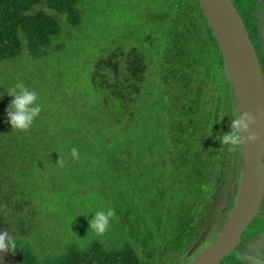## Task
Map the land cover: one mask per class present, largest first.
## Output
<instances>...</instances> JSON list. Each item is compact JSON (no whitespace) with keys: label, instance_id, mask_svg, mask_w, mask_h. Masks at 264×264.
I'll list each match as a JSON object with an SVG mask.
<instances>
[{"label":"rangeland","instance_id":"374dc122","mask_svg":"<svg viewBox=\"0 0 264 264\" xmlns=\"http://www.w3.org/2000/svg\"><path fill=\"white\" fill-rule=\"evenodd\" d=\"M80 7L82 10H87V13L82 22L76 26L68 22L67 16L47 11L46 5L35 7V11H45L51 14L60 26L61 33L52 40L51 46L46 50L47 56L33 59L21 53L19 61L11 60L0 63V169H7V172H0V179L6 188H9V183H11L14 188L24 192L31 201L37 197L36 194H42L44 204L41 203L39 206L35 204L34 207L41 217L36 216L32 222L27 224L31 226L29 242L32 245L36 244L37 253L47 254L46 257L53 262L58 254L65 252L66 245L70 243L72 237V240L81 248L93 240L103 243L106 248L120 246L123 243L108 246L105 241L115 244L116 240L119 242L125 238L128 239L129 233L134 228L129 213L139 208L145 214L152 211L154 219L165 222L167 226L172 225V214L175 215L174 235L184 237L186 241L184 244V241H178V238L174 240L173 252L182 255L177 258L172 250L162 251V246L157 241V245L149 252L154 255L153 261L159 259L163 252L164 259L160 264H168L175 258L177 260L174 264H186L187 256L190 258L197 249L206 248L213 239L211 234L214 226L207 235L205 224L201 225L200 235L196 238L193 248H188L186 254L184 252L195 235V222L204 221L205 206L207 201L210 202L215 181L209 175L208 166L203 160L200 164L187 155L170 154L167 157L166 154L162 155L160 151H157V145L162 143L164 130L161 120L155 121L158 126L156 128H146L147 125L152 124L148 118H145L142 124L127 127L128 134L132 136L135 135L132 132L137 133L142 129V140L112 144L104 148L95 142L81 144L87 148H96L97 151L92 155L82 157L72 173L79 175L82 180L86 179L81 184L93 188L94 198H91L90 193H85L83 197L88 200L80 201L76 198V194L65 196L56 194L58 191L52 192L53 189L61 187L60 185L66 186L62 181L67 174L64 164L67 158L65 148L76 145L66 139L62 124L77 123L73 114L76 112L75 108L79 106V98L89 104L91 98H97L102 94L100 89L93 87L90 78L94 67L109 58L112 62L110 65L117 68V58L114 59L110 54L108 55V52L112 53L118 48L117 45L116 48L112 45L115 31H138L140 34L144 29L138 27L139 20L144 17L148 20L146 31H152L150 37L152 39L153 36L158 37L162 30L160 27L153 26V19L166 10L164 0H85ZM182 22L181 18L174 17L163 24L168 29L173 26L184 28ZM187 23L193 25L192 14L190 19L187 18ZM121 39H124V35ZM188 39L191 40V38ZM59 49L61 50L56 52ZM150 49V45L145 42L144 46H139L138 51L142 55L144 52V57H146ZM172 63L175 62L165 63V70H168ZM178 65L187 68L183 61L176 62L173 68H178ZM142 66L146 68L144 63ZM195 73L197 72L191 73V80L187 82L189 87H194L195 79L200 80L199 77L193 78ZM17 82H23L25 86L35 90L42 106L40 115L29 129L31 134L29 133L26 138H24L25 135L22 136V133L11 129L6 117V108L12 99L6 93ZM168 82L169 85L176 86L180 83V79L168 77ZM105 95L104 90L103 97ZM184 100L187 101V99ZM104 116H97L93 119L99 121ZM104 119L103 125L91 121H88L89 123L80 121V124L93 129V133L97 131L108 133L106 125L113 124L114 120L109 116ZM139 125L143 128L138 127ZM136 127L137 130H133ZM34 131L37 132L34 133ZM173 135L179 145L178 139H183L181 132L177 130ZM53 136L55 139L52 138ZM171 139L169 137V140ZM24 144L29 148L28 158L19 157L21 150H24L22 148ZM112 147H117L119 150H112ZM52 155L57 156L55 168H52ZM106 155H108L107 158ZM177 158L180 159V165L176 164ZM236 161L233 164L235 173L231 168L233 161H229L228 164L227 184L229 180L232 186L240 180L241 158L239 155ZM194 167L200 169L201 176L198 179L191 178V175H194ZM53 173L57 177L60 176L61 180L54 183L52 188L50 178ZM139 177L142 178L140 183L137 182ZM130 182H137V186H134L129 197H126L125 189ZM142 186L150 188L151 192H145ZM227 187L226 185V189L220 192L216 202L212 204L213 210L220 204L221 199H225ZM114 198H119L128 208L124 207L121 212H117ZM102 207L112 208L116 215L109 231L102 236H97L89 230L88 221L91 219L90 214ZM169 210L171 212L168 214ZM262 213V218H256V224L260 226L264 225V205ZM66 220L68 222L64 223ZM189 220L191 222L184 226L183 222L187 223ZM222 223L221 220L219 228ZM6 230L13 235L17 234L11 229L0 227V231ZM247 231L251 229L248 227L244 234ZM253 231L257 232L256 229ZM18 236L20 234L15 237ZM249 236L250 234H246L245 239ZM142 257L149 261V254L144 253ZM179 258L184 259L181 261Z\"/></svg>","mask_w":264,"mask_h":264},{"label":"trees","instance_id":"16d2710c","mask_svg":"<svg viewBox=\"0 0 264 264\" xmlns=\"http://www.w3.org/2000/svg\"><path fill=\"white\" fill-rule=\"evenodd\" d=\"M84 2L85 0H0V63L11 60L19 61L21 53L33 59L47 56L46 50L51 46L52 40L61 33L60 26L51 14L45 11H35V7H43L45 3L47 11L67 16L68 22L76 26L82 22L87 13V10H82L80 7ZM164 4L166 10L153 19V26L160 27L162 30L158 37L153 36V39L150 37L152 31H146L148 20L144 17L139 20L138 27L144 29L140 34L138 31H115L112 45L115 48L117 45L118 48L112 53L108 52V55L110 54L114 59L117 58V68L110 65L112 62L109 58L94 67L90 78L93 87L100 89L102 94L97 98H91L89 104L79 98V106L75 108L76 112L73 114L77 123L62 124L66 139L76 145L65 148L67 158L64 164L67 174L62 181L66 186L60 185L61 187L53 189L52 192L58 191L56 194L65 196L76 194V198L80 201L88 200L83 197L85 193H90L91 198H94L93 188L81 184L86 179L82 180L79 175L72 173L82 157L92 155L97 151L96 148H87L81 144L95 142L104 148L112 144L142 140V129L137 133L132 132L135 134L132 136L128 134L127 127L142 124L145 118L152 122L146 126L148 129L158 127L155 121L161 120L162 122L164 127L162 143L157 145V151H160L162 155L166 154L167 157L170 154L187 155L200 164L202 160L205 162L209 175L215 181L211 195L215 196L216 193L219 195L220 191L226 187L229 177V161H233L231 168L235 173L233 164L238 161H236L238 155L241 158V143L226 145L218 140L220 134L233 131L231 125L237 118V113L231 84L214 35L197 0H164ZM191 14L194 26L187 23V18L190 19ZM174 17L181 18L182 25L185 27L173 26L168 29L164 26L165 21L172 20ZM246 20L252 23L251 20ZM123 35L124 39H121ZM145 42L151 47L146 57H144V52L142 55L138 51L139 46H144ZM169 61L175 63L183 61L187 68L178 65V68L174 69L175 63H172L168 70H165L164 64ZM142 63L146 65V68H143ZM194 72L197 73L193 78L199 77L200 80L195 79L194 87H189L187 82L191 80V73ZM168 77H177L180 83L171 86L168 84ZM104 90L106 95L103 97ZM101 115H105L104 118L109 116L114 120L113 124L106 125L108 133H105L106 131L93 133V129L80 124V121L85 123L91 121L103 125L104 118L99 121L93 119ZM138 127L143 128L141 125ZM134 129L137 130V127ZM177 130L183 137L182 141L178 139L179 145L173 135ZM20 133L26 138L29 133L31 134V130ZM169 137L172 139L169 140ZM52 138L55 139L54 136ZM73 147L79 150V159L72 158L71 149ZM22 148L24 150H21L19 157L28 158L29 148L25 144ZM111 149L119 150L117 147ZM56 158V155L51 157L52 168H55ZM179 160V158L176 159V164ZM194 169V175H191V178L198 179L201 176L200 169L198 167ZM0 172H7V169L2 168ZM60 180V176L57 177L53 173L50 178L51 187L53 188L54 183ZM141 181L142 178L139 177L137 182ZM137 182L127 184L126 197H129V193L134 186H137ZM9 184L10 187L6 188L0 179V227L19 231L20 236L17 240L23 248L21 251L23 261H27V264H160L164 259L163 252H161V257L155 261H153V253H149L157 245V241L162 246V251L172 250V252L176 238L178 241H184V237L174 235L175 215L172 214V225L167 226L165 222L154 219L152 211L145 214L142 209L138 208L129 213L134 226L133 231L129 233V238L119 242L116 240L115 244L105 241L108 246L123 243L120 246L106 248L103 243L93 240L81 248L72 240V237L70 243L66 245L65 252L58 254L55 262L46 258L40 261L33 252L36 244L32 245L29 242L31 226L27 224L39 216L38 210L34 209L35 204L39 206L41 203L44 204L45 200L41 198L42 194H36L37 197L31 201L24 192L14 188L11 183ZM142 189L147 193L151 192L150 188L142 186ZM113 201H116L115 210L117 212H121L124 207L128 208L119 198H114ZM170 212L169 210L167 213ZM66 222L68 220L64 221ZM190 222L189 220L183 224L187 226ZM256 223L255 219L249 229L251 231L256 229L261 234L264 228L260 229ZM168 236L172 237L168 238ZM197 236L198 232L186 246L185 254L188 248L193 247ZM203 249H197L190 258L187 256L185 263H190ZM141 253L142 255L149 254L151 259L144 260ZM173 254L176 258L182 256L174 252ZM176 258L168 264H174ZM179 259L182 261L184 258ZM224 261L235 263L234 261L237 260L235 254L232 253Z\"/></svg>","mask_w":264,"mask_h":264},{"label":"water","instance_id":"95a60500","mask_svg":"<svg viewBox=\"0 0 264 264\" xmlns=\"http://www.w3.org/2000/svg\"><path fill=\"white\" fill-rule=\"evenodd\" d=\"M214 35L231 84L237 118L256 117L250 132L260 139L241 141V173L233 209L217 237L188 264H220L239 245L264 198V79L245 25L231 0H197ZM254 264H263L244 257Z\"/></svg>","mask_w":264,"mask_h":264},{"label":"flooded vegetation","instance_id":"af4514ba","mask_svg":"<svg viewBox=\"0 0 264 264\" xmlns=\"http://www.w3.org/2000/svg\"><path fill=\"white\" fill-rule=\"evenodd\" d=\"M231 1L233 5L235 6L238 14L240 15L245 25L246 31L249 35V38L251 40V43L257 55V59L259 61L263 79H264V0H231ZM246 19L251 20L252 23H250ZM226 185L228 187H227V195L225 199L224 200L221 199L220 204L217 205L215 209L213 210L212 204L216 202L218 198V193L214 194L215 196L212 195L211 201L210 202L207 201L206 206H205L206 211L204 212L205 214L204 222L203 223L199 221L195 222L196 231L198 232V236L200 235L199 231L201 230L200 228L201 225L205 224L206 229H207L206 230L207 235L210 232L212 226H214L213 233L211 234L213 236V239L211 240V242L216 238L221 228L224 226L226 220L228 219L233 209V206L237 198L239 183H235L232 186V182L228 180V184L226 183ZM225 189L226 187L223 190ZM263 205H264V198H263L261 207L255 219L258 217H261V218L263 217V213H262ZM221 220L223 221V223H222L221 228H219ZM258 226L260 227V229L264 228V225H261V226L258 225ZM12 230L17 233L14 236H17L18 231L14 229ZM244 233L242 235L239 245L232 252L235 254V259L237 261H234L235 263H229L228 261L225 262L224 261L225 259H223L220 264H254L244 259V257H247V256L252 257L256 259L257 261L263 262L264 264V231H262L261 234L258 231L257 232L251 231L250 233H246V234H250V236L247 239H245L246 234ZM16 239H18V237H16ZM36 248L37 246L35 247V250H33V252L38 256V259H40V261L45 258L50 259L46 257L47 254L44 255V253L43 254L37 253ZM22 249L23 248L18 247L15 250L14 255L5 253L3 264H27L26 263L27 261L26 262L23 261V254L21 253ZM223 261L224 263H222Z\"/></svg>","mask_w":264,"mask_h":264},{"label":"clouds","instance_id":"9594fccd","mask_svg":"<svg viewBox=\"0 0 264 264\" xmlns=\"http://www.w3.org/2000/svg\"><path fill=\"white\" fill-rule=\"evenodd\" d=\"M6 94L12 98L9 106L6 108L8 124L12 130L18 132L27 131L42 111L37 92L25 86L23 82H17L7 91ZM256 119V117L247 112L243 115L239 114V117L232 122L231 128L233 131L226 134H220L218 140L226 145H236L241 141L244 142V134L248 133V143H256L260 137L257 134L250 132L252 126L256 124ZM71 156L73 159H79V150L73 147L71 149ZM90 215L91 219L88 221L89 230L97 236H102L109 231L116 213L110 207H102ZM197 221L201 222L200 220ZM195 233H197V231ZM18 247L20 248L19 242L13 234L9 231H0V264H3L5 253L14 255L15 250Z\"/></svg>","mask_w":264,"mask_h":264}]
</instances>
